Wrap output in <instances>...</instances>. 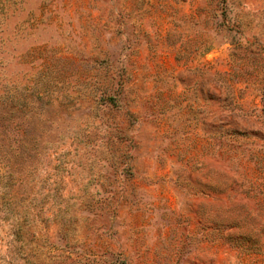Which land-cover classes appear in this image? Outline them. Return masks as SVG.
Instances as JSON below:
<instances>
[{
	"label": "rangeland",
	"instance_id": "rangeland-1",
	"mask_svg": "<svg viewBox=\"0 0 264 264\" xmlns=\"http://www.w3.org/2000/svg\"><path fill=\"white\" fill-rule=\"evenodd\" d=\"M0 264H264V0H0Z\"/></svg>",
	"mask_w": 264,
	"mask_h": 264
}]
</instances>
